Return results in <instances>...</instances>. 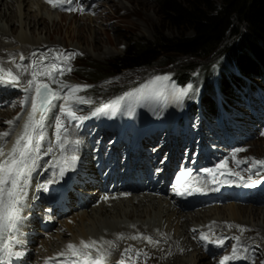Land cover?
I'll list each match as a JSON object with an SVG mask.
<instances>
[{"label":"bare ground","instance_id":"obj_1","mask_svg":"<svg viewBox=\"0 0 264 264\" xmlns=\"http://www.w3.org/2000/svg\"><path fill=\"white\" fill-rule=\"evenodd\" d=\"M97 6L98 3L89 12L93 14ZM138 10L139 16L141 13H145L141 7H138ZM62 15L53 11V7L48 0H0V57L4 58V61L0 62V68L12 69L13 74L19 75L20 79H29L30 75L23 72L24 67L31 68L37 64L42 67L48 66L53 60L58 59L52 48L57 47L58 53L60 55L64 54L61 57L67 56L69 48L54 43L47 53L50 54L48 56L40 53L39 50L31 51L42 41L32 38V35L36 32L43 30L39 26L40 23H43L45 18L55 23L57 22L56 19ZM89 22L93 23V18ZM77 25L75 27L81 29V26ZM87 29L94 32L93 34L98 32L95 25L87 26ZM19 54L27 61L29 60V63L17 68ZM38 79L48 81L46 76L38 77ZM56 79L65 84L71 82L68 76L64 75L61 77L57 75ZM56 105L57 111H59L60 107L63 106V101L58 102ZM23 116L26 119V113ZM23 123L24 120L22 119L19 125L22 127ZM0 124V130L8 127V125L2 126L6 124L3 121ZM21 127H16L15 134L4 148L5 152L11 149L10 143L12 141V144L14 143L15 136L19 134ZM262 157L264 158V155ZM213 210L215 211L213 212ZM70 219L67 220V224L64 223L62 226L66 227L64 232L54 234L53 239L43 240V256L58 252L69 244H78L82 240L112 241L115 247L117 244L121 245V243L128 241L130 245L136 248L143 246L145 250L150 252V256L147 258L149 260L146 263L147 259L143 261L142 256L144 255H141L134 260L136 264H214L208 261L206 255L196 247L197 245L195 246L196 243L194 244L192 237L197 239L198 234L195 233V236H193L192 231L205 232L209 227L215 228L216 225L217 228H227L228 221L231 225L228 228L233 230L228 232L234 233L235 237H242L252 242L255 239V237H252L254 236L253 232H256L260 235L262 244L264 241V206L252 204L246 206L228 204L189 212L174 207L172 202L164 197L138 194L126 200L114 201L111 205L101 204L90 208L83 213L73 215ZM128 231L136 234H131ZM140 233L142 237L136 240L130 238L133 235L139 236ZM120 235H126L128 238L118 241ZM144 237H150L154 242L149 243ZM157 239L163 240L164 244L156 243ZM231 239H233V236ZM142 241L144 242L141 243ZM41 254L39 253L38 256Z\"/></svg>","mask_w":264,"mask_h":264},{"label":"rangeland","instance_id":"obj_2","mask_svg":"<svg viewBox=\"0 0 264 264\" xmlns=\"http://www.w3.org/2000/svg\"><path fill=\"white\" fill-rule=\"evenodd\" d=\"M85 1L90 2V0ZM94 2L98 3V6L93 14H91L89 11L87 12L88 15L86 13L82 15L63 14L60 18L56 19L57 22L55 23L51 22L48 18H45L44 22L40 23L39 25L40 28H43V30L41 29L42 31H38L34 35H32L33 39L42 40L40 42V44H42L41 47L35 46V49L37 48L36 51L39 50L40 53H47L49 49L46 48L50 45H53V43L58 44V46L60 45L69 48L67 57H70V59L66 60L68 63L65 61V58L60 57L61 55L58 53V48H55L53 51L55 52L54 54L56 56L59 55V60L54 63L57 64V69L61 68L62 71L65 70L63 71V75L68 76V79L71 80V82L72 80H75L74 84L76 86H86L83 87L82 90H80L79 95L83 96L84 91L90 86H92V83L96 87V91H100V94L104 95V97L97 98L96 100H87L81 97L85 101H87L86 103H84L85 108H83L84 111L81 112V115H86L85 113L88 114L93 111H96L98 108H100L101 104H103V101L107 97L111 99L113 97H116L117 99L123 96L125 97V99L121 101L125 102L122 110L123 112H130L132 110H136L138 105H141L140 110L142 112L149 111L152 116H154V114H159L161 111H164L166 113L165 115L169 116L170 118H175L176 116H178V112L180 111V109H182V97L178 101L173 92V88H181H169V92L167 94V96L169 97H166L162 95L158 96L159 94H156L158 88H146L145 86L149 85L150 81H152L157 76H168L169 80L165 82L168 87L170 76L173 74L174 70L180 66L182 62H192L193 64H195V66L193 67L195 69L193 72L195 73H197L198 71H202L204 68H202V61H200V58L178 55L172 61L170 59L158 60L154 63V65L151 66L134 67L129 69H123L122 71L112 73L110 72L108 73V75L101 78L95 77V75L93 74L88 75V71L91 69L90 65H92L93 61H105L106 59H111L115 56L122 55L125 51L128 40L130 39L137 41H153L158 39L161 35L174 36L176 34V31L171 29L169 23L160 13L159 0H97ZM94 5L90 6L89 10ZM138 7H141V9L145 11V13H141L139 16L138 12H140V10H138ZM91 18H93V23L89 22ZM76 25L81 26V29H77L75 27ZM90 25H95V28L98 31H95L96 34H93L94 32H90L87 29V26ZM130 26L131 28H129ZM43 43H46L47 46ZM78 63L80 64V68H82V70H80V72L76 74L73 71L76 70V65ZM67 67H70L72 70L67 71ZM250 80L252 84H254V87L257 88V90L263 92L260 93V96H264V80L258 78ZM71 82L69 85H71ZM63 91L68 93L67 89H64ZM150 93L151 95L148 96V94ZM153 95L158 97L152 98ZM76 96L77 92L74 94V97ZM135 102L137 103L133 106ZM163 103H165V105ZM234 109L235 115L240 117L238 119L244 122L245 124H248L246 127L251 130V133L250 135H248V139H245L241 143L237 144L238 147H242V149H244V152H237L236 149L235 157L233 158L232 154V156L228 159V162L232 163L237 160H242L246 163H249V165L255 166V161L264 160V158L262 157L264 155V134H262L264 133V131L258 133V131L254 130L256 128L255 124L249 121L247 100L241 103H234ZM12 111L13 110H10L9 112L4 113L5 118H10V113ZM106 112L107 109H105L104 113ZM76 114L79 113L76 112ZM214 211L215 210H213V212ZM72 216L73 215L66 218L59 229L63 228L65 231L66 227L62 226ZM227 225L228 227L231 226L229 221L227 222ZM228 227L223 229H227V231H233L230 230V228ZM209 229L211 230L212 228ZM216 229L222 228L218 227ZM57 231L56 233H58ZM216 233L217 232H213V235ZM204 234L207 233L204 232ZM253 234L254 236L252 237H255L256 241L255 239H253L254 241L252 240V242L255 243V246H257L259 250V256L256 263L264 264V241L262 244L260 241V235H258V233L256 232H253ZM53 235H49L46 239H53ZM192 235H195V232L192 233ZM192 239L194 240V237ZM195 243L196 241H194V244ZM42 247L43 241L40 244L41 249L38 250L42 251ZM142 248L144 247H141V249ZM141 249L139 250L141 251ZM144 252L147 256H142V260L144 259L143 261H145L150 254V252H148L147 250H145ZM148 260L149 259H147L145 263ZM208 261L217 264L215 260L208 258Z\"/></svg>","mask_w":264,"mask_h":264},{"label":"trees","instance_id":"obj_3","mask_svg":"<svg viewBox=\"0 0 264 264\" xmlns=\"http://www.w3.org/2000/svg\"><path fill=\"white\" fill-rule=\"evenodd\" d=\"M159 8L176 31L174 36L130 39L122 55L91 60L88 75L101 78L110 72L151 66L158 60L172 61L178 55L200 58L204 69L198 77L190 78L195 64L182 62L176 81L191 82L192 93L202 88L206 115L217 112L214 81L223 98L231 102L246 85L240 74L264 77V0H159Z\"/></svg>","mask_w":264,"mask_h":264},{"label":"snow or ice","instance_id":"obj_4","mask_svg":"<svg viewBox=\"0 0 264 264\" xmlns=\"http://www.w3.org/2000/svg\"><path fill=\"white\" fill-rule=\"evenodd\" d=\"M49 2L53 3V6H57L54 0H49ZM63 55L64 54H61V56ZM21 59H24V57H21ZM67 59H70V57H65V61ZM20 67V65H17V68ZM56 68V63H51L50 65L43 67L37 64L33 65L31 68H23V72L28 73L30 78L26 80V83L22 86V90L25 93L32 95H26L20 100L19 107L22 112H25V105L27 104L30 106V110L26 111V119L24 116L18 114L15 120L6 121L5 123L12 127H10L9 131L0 133V264H14L15 260L21 259L25 254L20 250V246L24 243L23 228L26 220L24 210L27 207L29 179L33 170L37 167L36 162L39 158L42 146L41 142L45 140V121L50 118L49 114L57 107V105L54 104V101L64 100V105L60 107V112L63 117L71 121H83L89 118L87 116L77 115L70 106L73 102L81 104L87 102L80 97H76L75 101L73 100L74 94L86 86L69 85L59 82L56 79V76L63 75L64 73L63 71L56 72ZM71 70L70 67L67 69V71ZM41 76H46L49 83H45L38 79V77ZM168 80V76H157L145 87H151L153 89L158 88L156 94H162L168 90L165 83ZM50 83L58 84L59 86L54 90L50 87ZM20 86L19 75H14L12 69L5 70L0 68V90L7 91L8 89ZM189 88H191V86H189ZM64 89L68 90V94L66 96H61L60 92ZM173 92L178 101L181 97L188 94L186 89L173 88ZM124 99L125 97L122 96L112 101L110 105L105 104L102 108L93 111L92 116H99L108 108L114 109ZM12 106L15 107L17 105L13 104ZM112 114L115 113L113 112ZM21 119L24 120L22 127L18 124V121ZM53 119L57 147L61 150V158L57 161L56 165L50 166L58 167L59 175L62 177L67 170L74 168L78 157L76 155L70 157L63 156L65 144L67 143V138L63 135L66 130L64 119H62L61 116H55ZM15 127H21V131L16 136L11 149L5 152L4 144L6 143V138L14 132ZM81 143L80 140L72 141L73 149H77ZM236 151H244V149H237ZM51 152L52 148L49 147L46 149L45 154ZM235 154L236 153L234 152L233 158L235 157ZM254 164L264 165V160L255 161ZM226 166L227 162H222L217 165V170L221 167L226 168ZM208 171L212 172L211 169ZM229 174H234L238 177L240 175L238 172ZM189 175V172L182 171L180 173L181 178H186ZM213 176H215V173H213ZM56 182L57 180L55 177L50 178L44 184L40 185L39 188L47 191L48 185ZM177 184H182L185 188L184 191H180V189L177 188L178 195L184 196L193 194L189 181L186 179L178 180ZM218 190V188L212 189V191ZM107 199L108 198L105 197V200ZM137 238L138 237L136 236L132 237V239ZM144 239L148 240L149 243L154 242L150 237H144ZM200 239L203 241L208 238L204 234H201ZM234 239L237 240V244L240 243L239 237H235ZM209 242L216 243L218 246H223L225 240L221 238ZM97 243L96 240L88 242L82 240L79 247L77 245L69 244L67 245V249L73 256L83 257V259H77L75 264H104L105 253L101 248L96 247ZM100 243L107 244L110 248L115 247V244L112 241H102ZM90 249H95L98 255L93 257L89 251ZM239 250L240 249L237 245H233L232 254L230 256H224L223 259L219 261V264H226L227 261L240 258L237 255ZM127 251L128 249L125 250V252ZM137 255H139V253H137ZM121 264H123V262H121Z\"/></svg>","mask_w":264,"mask_h":264}]
</instances>
